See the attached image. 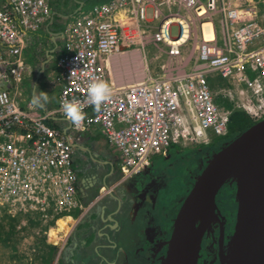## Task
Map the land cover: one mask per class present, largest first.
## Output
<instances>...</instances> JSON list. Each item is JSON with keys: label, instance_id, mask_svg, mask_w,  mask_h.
I'll return each mask as SVG.
<instances>
[{"label": "built area", "instance_id": "built-area-1", "mask_svg": "<svg viewBox=\"0 0 264 264\" xmlns=\"http://www.w3.org/2000/svg\"><path fill=\"white\" fill-rule=\"evenodd\" d=\"M206 1L114 0L78 13L64 30V51L54 78L61 86L58 105L45 113L36 112L33 103L31 110L22 109L11 90L19 92L28 71L23 50L28 33L40 29L50 16L48 0L0 5V218L5 213L19 217L17 229L22 231L27 217L57 223L82 207L74 146L94 124L108 137L122 178H129L143 173L172 146L208 144L226 135L236 111L252 121L264 118V0ZM237 7L244 10L241 15ZM129 11L141 19L131 18ZM151 18L159 31L153 38L146 28H141L145 34L138 29ZM160 18L170 33L167 21L178 28L173 39L180 55L167 43ZM121 36L137 37L142 59L154 51L145 47L147 42L160 41L168 51L158 48L162 56L153 54L158 71L147 61L138 68L137 59L135 79L109 87V99L96 110L88 99V85L107 78L102 65L111 66L109 40L116 39L119 48L131 53ZM72 100L83 116L76 124L61 107ZM54 116L68 120L70 131L50 125L47 121Z\"/></svg>", "mask_w": 264, "mask_h": 264}, {"label": "flooded vegetation", "instance_id": "flooded-vegetation-1", "mask_svg": "<svg viewBox=\"0 0 264 264\" xmlns=\"http://www.w3.org/2000/svg\"><path fill=\"white\" fill-rule=\"evenodd\" d=\"M226 137H228L229 140L224 141V146L235 138L231 137V135H226ZM223 139V137L215 136L208 144H203L201 146H172L169 153L167 155H164L165 162L171 164L172 160H186L188 155H193L196 159L198 154L201 155V153L206 150V163L204 161V157H202L201 164H199L198 166L193 165L191 167L193 171V175H191L192 178H190V174L187 176L186 183L188 182V179H190L193 181L191 182L194 185L196 178L200 174L201 170L207 166L208 161L215 153V151L217 152L221 147H224L220 146L219 149L213 147ZM155 158L157 159L158 157ZM155 160L152 161L148 169L141 173V176L133 179H131L130 177L122 178V175L115 167L113 175L110 176L109 179H107V181L105 182L111 187L113 186L112 192L103 195L100 192V186L103 181L101 182L99 178V170L104 172L103 169H101L100 167H98L99 169H93L90 175L87 176L81 168L77 169L78 195H80V197L82 198V200L80 201V205L82 206L84 204L83 208L80 206L78 208L80 213H82V217L78 221V224L72 229V232L74 233L73 237L75 236V238L67 239L65 247L58 257V260L56 262L57 264H137L135 262H131L127 257L128 249L123 241L128 227L122 224V221L119 218V216H121L122 214H125V216H127L126 221L128 222L132 221L133 216L135 217L134 219L140 218L143 222L138 229V233L139 235H141L138 247L141 251H148V258L146 256V263L143 262L142 264L161 263L164 255L168 251L169 242L173 232L174 220L176 219L178 212L174 220H171L167 229H161L156 223V218L153 215V210L157 207L158 204H163L165 200L174 197L175 203L173 205L177 204V207H175V209L179 211L178 209H180V207L182 206L191 189L188 190L187 188L186 194H183L184 187L180 186L178 189H174L178 191V194H176L175 192H171V190L169 189V184L165 182L164 173L162 172L161 168L154 167ZM110 171L111 169H109V171L105 174H109ZM226 186L231 187L233 192V185L231 183L226 184L224 187ZM230 199V203L232 204H230L229 207H227V211H225L219 205L217 198L218 207L220 208L222 215L225 217V220L224 218L219 216L220 220H213L210 226L207 228L206 233L203 237L202 249L200 252L198 264H220L221 250L227 245L230 236L232 235L234 225L233 197L231 196ZM88 205H90V207ZM178 206L180 207L178 208ZM229 211L231 213H229ZM110 216L117 219L119 221V224L114 223L110 227ZM125 216L123 217V219L125 218ZM104 223H107L110 228H114L116 229V231H119V236L116 238L114 237L113 242H111L109 245H106L105 249L103 250H100L99 246L101 244H97L98 242H93L92 245L89 246V234L92 231H97ZM104 227H107V225H105ZM104 227L100 230L101 235L108 233L107 231L103 232ZM222 229H225V241L223 243H221ZM55 245L58 246V244ZM113 245H115L116 247H118L119 245L121 248L120 250H124L126 256H124L122 260L116 259L113 256H110V253H107V250H109L110 246ZM94 247H96V250L99 253L102 252L101 257H103L104 260L93 253ZM89 248L91 249L88 251ZM52 264L54 263L52 262Z\"/></svg>", "mask_w": 264, "mask_h": 264}, {"label": "water", "instance_id": "water-1", "mask_svg": "<svg viewBox=\"0 0 264 264\" xmlns=\"http://www.w3.org/2000/svg\"><path fill=\"white\" fill-rule=\"evenodd\" d=\"M229 183L233 185L234 225L221 250L220 264H264V119L214 153L201 170L174 220L169 248L160 264L199 263L207 228L219 216L225 220L217 198ZM109 219L110 227L119 224L114 217ZM224 236L222 229L221 243Z\"/></svg>", "mask_w": 264, "mask_h": 264}, {"label": "crops", "instance_id": "crops-1", "mask_svg": "<svg viewBox=\"0 0 264 264\" xmlns=\"http://www.w3.org/2000/svg\"><path fill=\"white\" fill-rule=\"evenodd\" d=\"M8 1L9 0H0V5ZM88 1L89 0H48L51 14L41 24L40 29L28 33L26 46L23 50V58L29 65L28 71L19 85V92L16 93L15 88L11 90V95L15 97L20 107H30L33 95H40L41 93L47 97V100L42 101L41 104L38 105L40 107V109H38L40 112L53 109L58 105L61 86L55 82L54 78L59 74L57 63L64 51L65 26L78 12L85 10L90 11L94 5L102 4L100 2L103 0H96V2L93 0L91 6L87 7V5H89L87 3ZM85 6L87 9H85ZM116 67L117 70L122 67L126 68L128 79L134 77V63H118ZM41 69L43 70L42 72ZM129 69L132 70L130 75L128 74ZM121 73L122 75L124 74V72ZM53 118L56 124L61 126L63 131H70L71 125L68 120L61 116H54ZM106 139L101 128L98 125H94L84 133L82 140L75 144L73 155L75 159L76 157L80 159L79 167L76 166V163L74 164L75 167L77 169L81 168L86 176L90 175L93 169L103 167L101 169H103L104 172L99 170L100 181H103L100 186L102 195L105 194V189H107V184L105 182L113 175V171L116 167L114 149L111 150L110 144L107 143ZM76 154H79V156H76ZM109 169H111V171L106 175L105 173L108 172ZM112 188L113 186L111 189ZM79 198L82 200L80 195ZM88 206L90 207V205ZM5 216L6 213L1 215L0 221H2ZM63 218L62 222H66L70 225L68 231L64 233L60 241L62 246L65 247L67 239L73 238L74 233L72 229L78 224V220L73 214ZM34 219H38L40 224L34 227L30 225L31 227L27 230L33 229L36 231L43 229L45 224H42L41 219L37 215L34 216Z\"/></svg>", "mask_w": 264, "mask_h": 264}, {"label": "rangeland", "instance_id": "rangeland-1", "mask_svg": "<svg viewBox=\"0 0 264 264\" xmlns=\"http://www.w3.org/2000/svg\"><path fill=\"white\" fill-rule=\"evenodd\" d=\"M96 2V0H94ZM93 2V0H89L87 3L89 5H87V7L91 6V3ZM85 9L86 6H85ZM155 25L158 24L157 21L154 22ZM173 35L177 36V28L174 27L173 28ZM129 37V36H128ZM137 37L135 36V39ZM152 50V49H150ZM154 54V52L152 53V55ZM166 54V53H165ZM156 68H157V64L155 63ZM221 137V136H218ZM223 137V136H222ZM107 140V139H106ZM108 143V141H107ZM111 148V145H109ZM222 148V147H221ZM220 148V149H221ZM112 150V148H111ZM216 153V151H215ZM206 150L203 151L201 153V155L198 154L197 158L195 159V157L193 155H188V157L186 158V160H182V159H178L176 161L172 160V163H168L165 162V157H159L156 159L154 158L153 160H155V166L154 167H159L161 168L162 172L164 173V177H165V182H167L169 184V189L171 190V192H175L176 194H178L177 190L174 189H178L180 186L184 187L183 190V194H186L187 192V188L188 190L191 189L192 185H193V181L188 179V182L186 183V179L187 176L190 174V178L191 175H193V171H192V166L196 165L198 166L199 164L202 163V157H204V161L206 160ZM76 156H79V154H76ZM75 163L76 166L79 167L80 164V159L79 157H76L75 159ZM206 163V161H205ZM103 168V167H101ZM142 174H135L133 176H131L130 178H138L139 176H141ZM192 181V182H191ZM174 195V193H173ZM233 197V192H232V188L231 187H224L221 192L219 193L218 196V202L219 205L225 210L227 211V207H229L231 202L230 197ZM112 197V196H111ZM175 198L172 197L171 199H167L165 200V202L163 204H158L157 207L153 210V215L156 218V223L159 225V227L161 229H167V227L169 226L171 220H174L176 214H177V209H175V207H177V204L173 205L175 202ZM180 206H178L179 208ZM179 210V209H178ZM229 213H231L229 211ZM95 215V214H94ZM73 216H77V213H73ZM125 216V214H122L121 216H119V218L121 219V221H124V225L127 226V232L124 236V243L128 249V255L127 257L129 258V260L131 262H135L137 264H142L143 262L146 263V256L148 258V251L147 250H139L138 244H139V239L141 238V235H139V226L143 223L142 220L140 218L134 219L135 217H132V221H126L125 218L123 219V217ZM28 219V218H27ZM58 223V222H57ZM56 223V226H57ZM61 226L57 227L56 229H54L52 224L46 223V225H49V228L53 227L50 229L49 233L51 235V237H53L51 232L55 233V237L56 239L59 238V235H64V232L66 231V229L68 228V223H64V222H60ZM105 225H107V227H104ZM55 226V227H56ZM65 227V228H64ZM70 227V225H69ZM103 232L107 231L111 237V239H113L114 237H118L119 236V231H116V229L110 228L108 226L107 223H104L97 231H92L89 235V239H88V244L89 246L92 245L93 242H98L97 244H101L99 246L100 250L105 249L106 245L110 244V238H108V236H106L105 234L101 235L100 230L101 228H103ZM28 229V228H27ZM24 230L22 229V231H20L19 233V237H20V241L17 242V247H18V253L17 254H13L11 247L6 246L4 244H2L0 242V264H29L30 263V257L33 256V249L32 246H34V236H33V229H29V230ZM123 236V235H122ZM103 237V238H102ZM75 238V236L73 237ZM102 238V239H101ZM55 239V241H57ZM102 243H101V241ZM100 241V242H99ZM93 247V246H92ZM91 248L88 249V251ZM120 246L118 245V247H116L115 245L110 246V249L107 250V253H110V256H113L116 259H120L122 260V258L124 256H126L124 250H120ZM80 253V252H79ZM93 253L95 255H97L98 257L102 258L104 260L103 257H101V253H99L96 250V247L93 248ZM23 255L27 258H24Z\"/></svg>", "mask_w": 264, "mask_h": 264}, {"label": "bare ground", "instance_id": "bare-ground-1", "mask_svg": "<svg viewBox=\"0 0 264 264\" xmlns=\"http://www.w3.org/2000/svg\"><path fill=\"white\" fill-rule=\"evenodd\" d=\"M114 0H105V1H103V2H100V3H112ZM205 2H204V5H207V1L206 0H204ZM226 1H228V2H234L235 0H226ZM125 6V5H124ZM239 6H240V8L241 9H244L245 8V5L244 4H239ZM241 9H239L238 7L236 8V12L238 13V15H241V11H244V10H241ZM84 12H89V10L87 11V10H85ZM129 14H130V17L131 18H133V19H136V20H139V19H141V17L140 16H138V15H136L135 13H132L131 11H129ZM225 14V12L224 11H222L221 12V15H224ZM106 15H108V14H106ZM160 23H161V25H162V27L165 29V31H166V41H167V43L171 46V48L176 52V53H178V55H180L179 54V48L176 46V44H175V41H174V39H173V37H178V32H179V30H178V28L174 25V21H172V20H170V21H167L166 23H169L172 27H170L171 28V33H170V29H167V24H165L164 23V21H163V19L162 18H160V19H157ZM121 22V20H118L117 21V23H120ZM154 22H155V20H154V18H151L150 20H149V23H143V24H140V26L138 27V29H140L142 32H143V30L141 29V28H146V30L148 31V35H150L152 38L153 37H157V35H158V33H159V31H158V28H157V26L154 24ZM239 23H242V21H239ZM206 26H208V25H206ZM174 27H176L177 28V36H174L173 35V28ZM169 28V27H168ZM137 29V28H136ZM122 31V30H121ZM144 33V32H143ZM64 34H65V32H64ZM145 34V33H144ZM146 34V35H147ZM179 37H181L180 35H179ZM120 39H122L123 41H125L124 43L126 44H129L131 47H132V49H131V53H129V50H127V49H121V48H119L116 44H117V40L116 39H112V40H109V46H108V50L110 51V58H109V61H110V63H111V66H109L108 64H106V63H104V65H102L103 66V69L105 70V72L107 73V78H106V80H102L103 82H105L107 85H108V87H113L114 85H121V84H123L126 80H128L127 78H128V76H127V69L126 68H119V70H117V67H116V65L118 64V63H134L135 61H137V59H138V62H139V64H140V66L138 65V63H137V65H138V68H141L142 67V63L141 62H143V61H147V63H152L151 65L153 66V68H154V70L155 71H158L159 70V68H158V66H157V68H156V65H155V63L158 65L159 63H158V61H157V59L152 55V53L154 52V54L155 55H159V56H162V53H160V52H158V48H164V49H162V50H165L164 51V53H166L167 51H168V48L165 46V45H163L160 41H158V45H155V44H152V45H150V42H147V43H145V47L146 48H149V47H151L152 49H154V51H152L151 53H150V55H149V58H145V59H142V56H143V47L142 46H138V44H137V42H135L134 40V38H130V36H129V39L127 40V39H125L124 37H120ZM137 39V38H136ZM192 51L190 50V51H188L187 53L188 54H190ZM166 56V55H165ZM165 56H164V59H163V61L165 60ZM60 60V59H59ZM58 60V63L60 64V62L61 61H59ZM23 61L25 62V60H24V58H23ZM183 61L184 62H186V60H184L183 59ZM26 63V62H25ZM57 63V64H58ZM128 66V65H127ZM131 69H129L128 70V74L130 75V73H131ZM121 72H124V74L122 75V73ZM116 73V74H115ZM135 78H131V80L130 81H132V80H134ZM83 82H87V81H83ZM35 105V107H36V112H40L38 109H40V107L37 105V104H34ZM22 109H30L31 110V107H29V106H27V107H25V106H23L22 107ZM239 110V109H238ZM42 112V111H41ZM42 113H45L44 111L42 112ZM264 119V118H263ZM263 119H260V120H258V121H254L255 123H257V122H259V121H261V120H263ZM254 123V124H255ZM56 126H58V125H56ZM252 126V125H251ZM222 137V136H221ZM226 137V136H225ZM224 136H223V138H225ZM222 139V138H221ZM108 143L111 145V143H110V141H108ZM201 146V145H200ZM111 147H112V145H111ZM73 165H74V158H73ZM121 174V173H120ZM27 218H29V217H27ZM64 218H62V219H60L59 220V222H58V224H57V226L55 227L54 226V229H56L57 227H59V226H61L60 225V222H62V220H63ZM71 221V220H70ZM68 227H69V225H68ZM53 228V227H52ZM52 233V235L55 237V233L54 232H51ZM48 235H50V233H48ZM56 239V238H55Z\"/></svg>", "mask_w": 264, "mask_h": 264}, {"label": "trees", "instance_id": "trees-1", "mask_svg": "<svg viewBox=\"0 0 264 264\" xmlns=\"http://www.w3.org/2000/svg\"><path fill=\"white\" fill-rule=\"evenodd\" d=\"M105 1V0H103ZM102 1V2H103ZM50 125L56 126V122L54 118H50L47 121ZM255 122L252 121L248 115H246L242 111H236L230 123V130L228 135L231 137H235L246 130L248 127L253 125ZM225 137V136H224ZM228 141L229 138L225 137L223 140H220L217 145L213 146L216 149H219L220 146H224L225 142ZM39 217V216H38ZM40 218V217H39ZM20 218L19 217H11L10 215H6L2 221H0V242L6 246L11 247L13 254L18 253L17 242L20 241L19 233L17 229V225L19 224ZM42 222V220H41ZM39 225L40 221L38 219H34L29 217L28 224L23 228L26 230L27 228L31 227L30 225ZM42 224H44L42 222ZM49 224H54V221L49 222ZM49 225H44L43 229H39L33 232L34 236V246L33 249V256L30 257L29 264H52L54 258L56 257L58 247L53 245L47 241V236L45 235V231H48ZM24 258H27L23 255Z\"/></svg>", "mask_w": 264, "mask_h": 264}, {"label": "clouds", "instance_id": "clouds-1", "mask_svg": "<svg viewBox=\"0 0 264 264\" xmlns=\"http://www.w3.org/2000/svg\"><path fill=\"white\" fill-rule=\"evenodd\" d=\"M80 12H78V13H80ZM133 78H135V75H134ZM130 80L131 79H128V81H130ZM87 94H88V99L90 100L91 104L94 106V108L96 110H99L102 102H104V101H106V100L109 99V97L111 95V90H110V88L108 87V85L105 82L100 81V80H96V81H93V82L89 83L88 88H87ZM46 100H47V97L44 96L42 93L40 95H35L34 94L33 95V98H32V103L39 105V104H41L42 101H46ZM61 107H62L64 116L68 120L72 121L74 124L79 123L82 120L83 116H82V112H81V109L79 107L78 102H76L74 100H72V101H64V102H62ZM94 125H98L101 128V131H102V127L99 124H94ZM93 126H91V127H93ZM56 127H58V128L61 129V126H56ZM229 130H230V127H229ZM228 133L226 135H228ZM103 134H104V132H103ZM226 135H223V136H226ZM105 137L107 138V141H109V139H108V137L106 135H105ZM201 145H203V144H201ZM74 148H75V146H74ZM160 156H163V155H160ZM114 158H115V154H114ZM115 163H116L117 170L120 172V168L118 167L116 158H115ZM73 166H74V169H75V171L77 173V176H78L77 168L75 167V165H73ZM77 181H78V179H77ZM100 192H101V188H100ZM110 192H112L111 186L107 184V189H105V194L106 193H110ZM77 198H78V200L80 202L81 200H80L79 195H78V188H77ZM83 206H84V204L82 205V208H83ZM78 208L79 207H77L76 209H74L71 213H65L61 218L58 219L57 222H59V220L62 219L63 217L71 216L75 212L77 213L76 218L79 221L80 218L82 217V213H80V211L78 210ZM54 226H56V221H54L53 227ZM51 228H49L48 231H45V235L47 236V241L49 243H51L53 245L58 244V246H57L58 247V251H57L56 257L53 260V263L54 264H57L56 262L58 260V257L60 256V254H61V252H62V250L64 248L62 246V243L60 242L61 239H62V237L64 235H59V238L56 239L57 241H55V238L56 237H54V236L51 237V235H48V233H49V231H50ZM68 229H69V227L66 229V231L64 233H66L68 231Z\"/></svg>", "mask_w": 264, "mask_h": 264}]
</instances>
